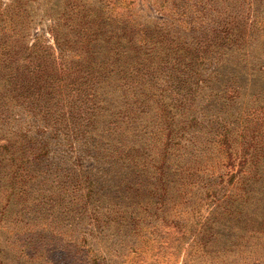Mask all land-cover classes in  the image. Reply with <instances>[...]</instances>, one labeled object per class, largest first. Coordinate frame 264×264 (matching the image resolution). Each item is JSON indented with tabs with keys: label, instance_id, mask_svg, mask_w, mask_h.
<instances>
[{
	"label": "rangeland",
	"instance_id": "obj_1",
	"mask_svg": "<svg viewBox=\"0 0 264 264\" xmlns=\"http://www.w3.org/2000/svg\"><path fill=\"white\" fill-rule=\"evenodd\" d=\"M94 46L96 58L123 48L117 65L143 54L134 90L125 98L123 76L111 75L99 89L109 101L95 109L68 86L48 101L44 68L67 81L77 77L75 86L85 81L81 89L96 82L79 79L89 70L82 53ZM194 55L204 59L200 65ZM31 85L48 88L35 97ZM144 87L172 118L145 107L152 97L128 98ZM36 103L51 111L29 114ZM98 113L101 132L93 128ZM226 130L237 155L250 145L254 154L250 173L231 186L229 175L218 185L225 161L210 146ZM46 141L47 156L16 171L19 147L32 152ZM167 144L172 169L161 192L151 174ZM93 261L264 264V0H0V264Z\"/></svg>",
	"mask_w": 264,
	"mask_h": 264
},
{
	"label": "trees",
	"instance_id": "obj_2",
	"mask_svg": "<svg viewBox=\"0 0 264 264\" xmlns=\"http://www.w3.org/2000/svg\"><path fill=\"white\" fill-rule=\"evenodd\" d=\"M96 39V38H94ZM94 39L90 40V42H92ZM95 41V40H94ZM133 47L135 49H143V53L147 54V55H153V53L149 50L146 49L145 45L144 48L143 47H136L133 45ZM101 48V47H100ZM117 47L111 48L109 47L107 50H105L102 54V56L100 58H96V54H94L95 52L97 53L98 51L95 49L94 46V50L91 49H86L83 54H87V56L85 58H82L81 62L83 65L87 66L89 68V70H87L85 73H82L81 77H79V79H83L84 74H87L89 76V79L93 80L96 79V82H93L89 87H86V90L84 88H80V85H83L85 81H81L80 85H76L75 83L77 82V77H74V80H72L71 77H69L70 79L67 81V79L65 78V76H58L57 72L53 73L51 72L48 68H44V72H45V80H47V86L50 88V91H48V97L47 100H53L55 98V92L59 93L62 89H64L65 87H70V90L76 92L73 93L77 100L79 101H83L82 98L90 100L93 104V108H97V102L100 104H103L108 100V98L105 96L107 94V92H101L99 89H104L105 86L104 84L107 83L108 78L111 75H117L120 76L122 78L123 76V81L121 83V87L120 90H122L124 97L126 98V92L130 91V90H134L131 86V82H133L134 80H137L136 78H139L141 76V73L139 72L142 68H144L145 64L143 63L146 58L143 57V54L139 53V56L133 55L130 58H128V56L126 58H128V61H124L122 60L121 63H119V65H117L116 63L121 60L120 57H124V51L123 48L120 50H117ZM134 53H136L134 51ZM119 54H121L122 56L119 57ZM81 55V57H82ZM110 58L111 60L109 61H104L105 57ZM192 59V63L193 64H198L200 65L202 60L201 56H190ZM200 57V58H199ZM197 58V59H194ZM79 60V59H78ZM60 69L62 70L65 74H69L71 75L73 70L71 67H63V65L61 64V62L58 63ZM140 69H139V68ZM37 68H39V66H37ZM7 76V80L10 81H15L17 79V75L15 73H12L11 71L6 72ZM36 74L30 70L29 72V78L31 79L32 83H35L37 85V80L38 77L36 78L35 76ZM72 76V75H71ZM52 86V87H51ZM75 86V87H74ZM48 87H43L42 85H39L37 87L31 85V88L28 90V95H34L35 97H38L39 95H43L44 93H46V90ZM56 88V89H55ZM74 88V89H71ZM147 89V92H144ZM152 89L150 87H144L143 89H141L140 91L142 93H134L132 94L131 99H135L136 97L139 98L138 96H143L146 98H153L152 103L151 104H145V107H150L152 105H154V109H165L166 113L165 115H163V118H165V120L169 119L171 116H168L167 114L170 113V111H167V103L164 102L163 99L157 98L155 96V91L154 93H152L151 91ZM54 93V95H53ZM99 94V97H98ZM59 99V98H58ZM29 107V106H28ZM27 107V108H28ZM55 107V106H54ZM51 111V108H49L48 106H37V103L35 105L31 104L30 108L28 109L27 112H29V114L34 115V114H39V115H48V113ZM55 111V110H54ZM160 112V111H159ZM161 113V112H160ZM35 115V116H36ZM101 115L100 113H98L96 120H100V121H93V128L94 130H97L98 132H101V130H104V128H98V123L101 122V117L99 116ZM161 115V114H160ZM159 116L158 111L154 112L153 115H151L149 117V119L154 120L155 118H157ZM172 118V117H171ZM48 129V125H45V127ZM114 129V128H112ZM137 128H135L136 130ZM107 131H109L107 129ZM229 130H226L224 132H222V134H218L216 140L211 143V147H214L213 149V154H215L217 151L219 153L222 154V158L225 161V168L224 171L222 172V174H217L216 176L219 178L218 179V185L222 182H224V178L223 176H227L229 175V177L226 179V186H231V184L233 183V181L235 179L237 180H241L243 181V179L250 173L249 169H250V159L251 157L254 156L253 153H250L249 147H251L252 145L249 146L250 143H253V140L250 141H245V145L249 146L246 149H244L243 153L240 155H237L235 153V151L233 150V144L235 143L236 140H234V137L231 136L229 134ZM219 133V132H218ZM224 133V134H223ZM55 136V135H54ZM101 137V136H99ZM76 139H82L80 141L82 142H86L87 139L90 140L91 137H88L87 139H85L84 137H78V135H75ZM168 138V137H166ZM66 144L67 143H71L73 144V140H75L72 136L71 137H67L66 139ZM170 140V139H169ZM49 141H46L43 144H40V146L32 148V152L27 151L28 147H26V144H22L21 147H19V149L17 150V153L15 157H13L12 159L15 161V165L16 166V171H19V169L21 168L24 172L27 171V167L24 166L25 163H29L30 165H37L41 162V158H45L49 152V148H47V145L49 144ZM123 146V145H122ZM169 144H167L166 148L162 149V151L158 153V158L160 159L158 165L155 167L153 173L151 174V177H153V180L156 182H159V187L158 190L159 191H163V189L165 188V185H168L170 183V178H169V174L168 172L172 169V167L170 166L171 163V157L172 154L169 150ZM3 147H6L5 145H3ZM5 148V149H6ZM215 148L217 149L215 151ZM30 153H32L33 155H30ZM94 157V156H93ZM30 158V159H29ZM206 160L208 161L207 157L205 158H201V162H206ZM199 160L198 158H194L193 160V164L197 163ZM134 164V163H133ZM112 165V163H111ZM178 169H174L175 171H179L178 175H176L178 178L182 177L183 172L185 169H183V164H179L178 165ZM142 168V167H141ZM140 168V170H141ZM185 168V167H184ZM81 170V167L79 166V168L77 169V172L79 173ZM187 170V169H186ZM213 171V170H212ZM85 172V171H82ZM81 172V173H82ZM24 174V173H23ZM17 176H20L19 172L15 173V179H14V175H13V179H11V182L14 184L16 183V178ZM29 177L30 179L33 178ZM86 179H88V177H86ZM94 184V181L91 179L87 180V188L91 189L92 186ZM164 187V188H163ZM11 189H15V186ZM87 189V190H88ZM140 189V188H139ZM138 189V190H139ZM137 190V191H138ZM207 195H213L214 194V190L212 189H207L206 190ZM92 194H97V193H92ZM215 194H218L215 191ZM158 199V197H157ZM157 204V203H156ZM124 204L122 203H118V208L119 210L122 209ZM129 203H126V207L125 209H127L129 207ZM132 212V211H131ZM122 214H125V212H123ZM132 214V213H131ZM130 214V215H131ZM132 219V217L130 218ZM97 257V256H96ZM93 263H96V261H93ZM97 264V263H96ZM105 264V263H102Z\"/></svg>",
	"mask_w": 264,
	"mask_h": 264
}]
</instances>
